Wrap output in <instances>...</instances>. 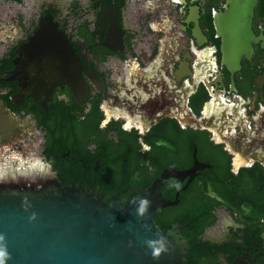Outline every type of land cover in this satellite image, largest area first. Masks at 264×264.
<instances>
[{
	"label": "flooded vegetation",
	"instance_id": "af4514ba",
	"mask_svg": "<svg viewBox=\"0 0 264 264\" xmlns=\"http://www.w3.org/2000/svg\"><path fill=\"white\" fill-rule=\"evenodd\" d=\"M225 2L0 0V73L14 67L17 45L48 13L77 54L87 87L77 100L68 84H53L39 105L16 78L0 79V188L71 184L121 195L129 189L134 197L165 168L192 166L193 153L190 164L182 156L188 140L209 166L190 181L164 179L163 197L177 203L154 213V221L168 223L166 210L181 203L182 193L191 200L205 193L216 220L201 234L199 264H241L233 258L242 252L258 264L264 200L252 197L264 193V0L253 11L252 49L235 69L221 62L213 24ZM210 158L228 164L229 208L216 204L211 172L203 171L213 166Z\"/></svg>",
	"mask_w": 264,
	"mask_h": 264
},
{
	"label": "water",
	"instance_id": "95a60500",
	"mask_svg": "<svg viewBox=\"0 0 264 264\" xmlns=\"http://www.w3.org/2000/svg\"><path fill=\"white\" fill-rule=\"evenodd\" d=\"M257 1L226 0L224 10L214 14L221 62L231 69L238 68L240 56L252 49L251 22ZM16 49L14 67L1 72L0 79L16 78L21 92L37 104L44 103L53 84L62 82L70 86L75 99L87 96L79 76V58L48 13L39 17L33 34ZM189 122L202 126L200 119ZM193 158L188 169L165 168L149 186L139 187L134 197H129V189L121 195L71 184L40 190L2 186L0 235L5 241H0V247L5 245L11 257L6 264H185L188 244L180 228L188 223H174L164 231L153 214L177 203L163 197L160 187L164 179L188 176L190 181L196 170L209 166L196 159L195 148ZM141 197L151 202L144 217L137 215L138 203H133ZM33 212L37 219L30 221ZM161 237L168 251L153 259L146 241ZM242 254L243 258L235 256L233 262L253 264L252 257ZM258 264H264V256Z\"/></svg>",
	"mask_w": 264,
	"mask_h": 264
},
{
	"label": "trees",
	"instance_id": "16d2710c",
	"mask_svg": "<svg viewBox=\"0 0 264 264\" xmlns=\"http://www.w3.org/2000/svg\"><path fill=\"white\" fill-rule=\"evenodd\" d=\"M11 65L12 64L7 61L5 67H11ZM197 148L199 149V146ZM192 153V144L188 140L184 141L182 146V156L184 160L188 161H186L188 164H190L192 161ZM207 161L212 163L213 166L210 169L205 168L203 169V171L205 170L211 172L209 176L210 185L215 191L216 195L220 197V201H216V204L222 203L226 205L227 208H229L230 199H228V195L226 194L224 183L225 177L230 174V172H228L227 170L228 164H226L224 160H222L221 162L217 161L219 164H215L214 158L207 159ZM218 171H220L221 173H218ZM261 186H264V182H262ZM202 187L204 188V186ZM192 191L195 192L197 191V189L193 188ZM231 191L233 193L236 192V190ZM168 196L173 197L174 193L171 192L170 195L168 194ZM252 198H255V201L258 200V198L259 200H264V193L257 195L254 194ZM245 199L247 201L248 197H246ZM211 200L212 199L208 197V195H206L205 193L202 194L201 192L199 193L198 198L192 200L188 199L185 193H182L181 203L166 210L167 212H169L170 221L168 223H162L159 220L157 221L162 229H167L172 223L175 222L181 224L188 222L187 228L182 229V233L186 237V241L188 243V254H185V264H199V261L204 259L201 253L204 252L206 243L201 240V234L208 226L214 224L216 220V215L211 211Z\"/></svg>",
	"mask_w": 264,
	"mask_h": 264
},
{
	"label": "clouds",
	"instance_id": "9594fccd",
	"mask_svg": "<svg viewBox=\"0 0 264 264\" xmlns=\"http://www.w3.org/2000/svg\"><path fill=\"white\" fill-rule=\"evenodd\" d=\"M0 179H3V175L0 174ZM177 188L179 185H175ZM25 205H27V198L24 201ZM133 203H138L137 208V215L140 217H144L147 213V209L150 206V200L145 197H141L139 201H133ZM27 210V208H26ZM30 221H35L37 219V213L33 212L30 216ZM0 241H5V236L0 235ZM147 248L150 250V254L152 255L153 259L160 258L161 254L168 251L167 244L163 237L157 240H147L146 241ZM10 254L6 250V246L3 245L0 247V264H6V260L10 259Z\"/></svg>",
	"mask_w": 264,
	"mask_h": 264
}]
</instances>
